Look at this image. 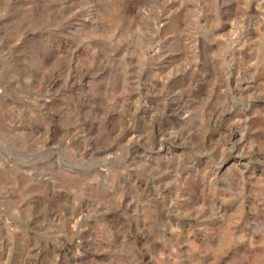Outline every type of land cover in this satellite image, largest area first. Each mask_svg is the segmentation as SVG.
<instances>
[{
    "label": "rangeland",
    "instance_id": "obj_1",
    "mask_svg": "<svg viewBox=\"0 0 264 264\" xmlns=\"http://www.w3.org/2000/svg\"><path fill=\"white\" fill-rule=\"evenodd\" d=\"M0 264H264V0H0Z\"/></svg>",
    "mask_w": 264,
    "mask_h": 264
}]
</instances>
